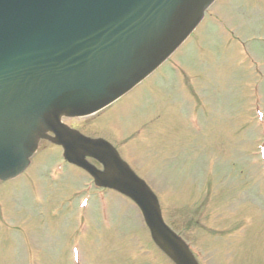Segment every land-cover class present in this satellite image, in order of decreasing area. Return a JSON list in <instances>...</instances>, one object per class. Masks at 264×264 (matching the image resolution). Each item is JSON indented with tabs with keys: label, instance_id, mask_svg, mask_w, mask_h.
<instances>
[{
	"label": "rangeland",
	"instance_id": "rangeland-1",
	"mask_svg": "<svg viewBox=\"0 0 264 264\" xmlns=\"http://www.w3.org/2000/svg\"><path fill=\"white\" fill-rule=\"evenodd\" d=\"M63 121L115 146L156 192L165 220L192 240L200 264H264V0H217L132 90ZM90 180L42 139L28 168L0 181V264H173L118 192L104 191L109 229L92 186L79 214ZM80 219L88 223L82 236ZM144 244L158 252L154 261L139 254Z\"/></svg>",
	"mask_w": 264,
	"mask_h": 264
},
{
	"label": "water",
	"instance_id": "water-1",
	"mask_svg": "<svg viewBox=\"0 0 264 264\" xmlns=\"http://www.w3.org/2000/svg\"><path fill=\"white\" fill-rule=\"evenodd\" d=\"M212 1L0 0V180L20 173L50 131L66 159L139 206L155 243L176 264H197L115 148L59 119L90 114L127 92L187 37Z\"/></svg>",
	"mask_w": 264,
	"mask_h": 264
}]
</instances>
